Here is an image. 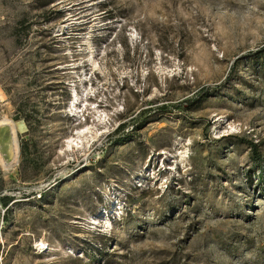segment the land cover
<instances>
[{
	"label": "rangeland",
	"instance_id": "obj_1",
	"mask_svg": "<svg viewBox=\"0 0 264 264\" xmlns=\"http://www.w3.org/2000/svg\"><path fill=\"white\" fill-rule=\"evenodd\" d=\"M6 118L0 264H264V0H0Z\"/></svg>",
	"mask_w": 264,
	"mask_h": 264
},
{
	"label": "bare ground",
	"instance_id": "obj_2",
	"mask_svg": "<svg viewBox=\"0 0 264 264\" xmlns=\"http://www.w3.org/2000/svg\"><path fill=\"white\" fill-rule=\"evenodd\" d=\"M18 126L16 122L10 119H4L0 122V143L2 141V135L7 136V153L6 158L1 155V160L3 165L6 168H11L19 162L21 149L19 143V136H18ZM91 138H95L96 134L90 132L89 134ZM79 143V142H78ZM74 144V143H73ZM1 148V147H0ZM40 247H44V245H40Z\"/></svg>",
	"mask_w": 264,
	"mask_h": 264
},
{
	"label": "trees",
	"instance_id": "obj_3",
	"mask_svg": "<svg viewBox=\"0 0 264 264\" xmlns=\"http://www.w3.org/2000/svg\"><path fill=\"white\" fill-rule=\"evenodd\" d=\"M201 97H207V96H205V95L202 94ZM161 110H162L161 113H167V112H168V111H166V109H161ZM158 113H159V112H158ZM26 123H28V122H26ZM125 126H126L125 124H123L122 126H120V128L118 129V133H121L122 131H124ZM138 126H140V125H138ZM29 127H30V126H29ZM141 128H142V127H136L134 130H136V132H137V131L141 130ZM125 143H126V141H120L119 143H117V145L125 144ZM248 145H249L251 151L253 152V156H254V160H255V162H256V163L261 162V160H262V156L259 154V152H258V150H257V148H258L257 144L254 143L253 141H251V142L248 143ZM41 197H42V196H41ZM7 200H8V199H7Z\"/></svg>",
	"mask_w": 264,
	"mask_h": 264
},
{
	"label": "built area",
	"instance_id": "obj_4",
	"mask_svg": "<svg viewBox=\"0 0 264 264\" xmlns=\"http://www.w3.org/2000/svg\"><path fill=\"white\" fill-rule=\"evenodd\" d=\"M38 198H41V194L38 195Z\"/></svg>",
	"mask_w": 264,
	"mask_h": 264
}]
</instances>
